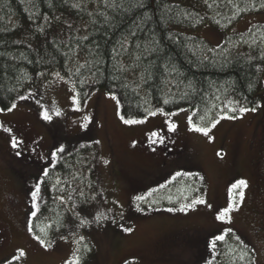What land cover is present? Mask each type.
Masks as SVG:
<instances>
[{"label":"rangeland","instance_id":"1","mask_svg":"<svg viewBox=\"0 0 264 264\" xmlns=\"http://www.w3.org/2000/svg\"><path fill=\"white\" fill-rule=\"evenodd\" d=\"M257 24H264V13L249 15L227 30L207 24L191 33L218 47L226 35L246 33ZM81 28L70 16L58 15L44 22L35 35L65 37ZM56 73L39 75L21 95L28 99L19 98L15 109L0 112V262H8L21 251L25 255L18 260L20 264H64L70 259L76 246L71 239L57 237L45 249L26 226L33 210L30 190L50 152L64 145L60 160L81 148H95L93 163L99 172L102 200L88 210L108 216L99 225L74 229L76 238L84 236L83 243L91 249L84 252L92 257L84 264H208L214 257L209 241L227 228L248 241L257 263L264 264V87L255 111L223 114L215 127H211L215 121L206 126L211 130L205 136L194 130L186 110L129 118L141 122L125 124L120 119L121 107L100 90L91 92L85 101L78 96L77 108L75 84ZM42 108L50 110V121L43 119ZM171 124L176 125L172 131ZM153 132L163 135L164 142L150 143ZM12 136L23 141L19 149L12 147ZM17 150L22 155L17 156ZM178 171L198 176L202 191L197 198L211 208L198 204L186 212L179 211L181 206L173 211L150 209L160 201L157 189L172 182ZM239 180H245L247 187L238 210L229 214L231 222L216 219L218 210L232 203V198L238 200L239 189L232 185ZM137 196L145 200L138 201ZM13 230L20 232L18 238L12 237Z\"/></svg>","mask_w":264,"mask_h":264},{"label":"trees","instance_id":"2","mask_svg":"<svg viewBox=\"0 0 264 264\" xmlns=\"http://www.w3.org/2000/svg\"><path fill=\"white\" fill-rule=\"evenodd\" d=\"M254 2L255 7L253 0H0V107L15 104L39 73L59 72L72 80L81 101L96 90L114 92L121 97L126 118H144L160 107L166 113L189 111L195 125L206 127L223 114H234L229 101H239L231 107L257 108L264 87V61L259 59L264 24L243 34L226 35L218 47L191 33L207 24L227 30L249 15L264 13L261 0ZM58 15L70 16L83 28L65 37L35 35L44 22ZM253 36L259 43L250 47ZM164 99L170 103L165 105ZM94 152L92 146L81 148L49 169L41 188L40 212L31 218L42 238L40 229L49 224L53 229L46 239L68 233L72 225L68 209L73 203L89 209L102 200ZM57 180L61 181L58 185ZM80 191L85 197H80ZM157 191L160 201L150 209H177L197 198L202 184L193 174L178 177ZM60 195L71 196L67 205L52 199ZM91 196L96 199L81 205L82 199ZM61 223L64 226L57 232ZM236 237L231 232L218 242L208 264H258L254 247ZM82 254L83 264L92 258Z\"/></svg>","mask_w":264,"mask_h":264},{"label":"snow or ice","instance_id":"3","mask_svg":"<svg viewBox=\"0 0 264 264\" xmlns=\"http://www.w3.org/2000/svg\"><path fill=\"white\" fill-rule=\"evenodd\" d=\"M21 2L23 3L24 0H21ZM205 3H208V0H205ZM213 3H215V0H213ZM228 3H232V0H228ZM74 7H79V5H73ZM212 4H208V7H212ZM253 7H255V2L253 0ZM261 8H264V0H261V3L259 5ZM27 11V9H25ZM246 10V9H245ZM45 19H48V17H45ZM217 23H219L217 21ZM69 27H71V25H69ZM41 31H43V29H41ZM132 35H135V33H132ZM261 41H264V36L261 37ZM244 43H249L248 40H243ZM257 43H259V41H257V39L255 38V36H253L251 44H249L250 47H252L253 45H256ZM123 47V45H121ZM237 45L235 43H233V47H236ZM137 47H139V45H137ZM191 51V49H189ZM209 51H215L214 49H210ZM228 49H224V52H228ZM195 55V53H193ZM208 57L205 56L204 59H207ZM137 59H139V57H137ZM254 59V58H252ZM259 59L261 61H264V49L261 50V55L259 57ZM167 67V66H165ZM175 70V69H173ZM259 70V69H258ZM41 76H43L44 74L41 72L39 73ZM56 75L59 77L60 74L59 72L56 73ZM61 79H63V77H60ZM113 79H116V77H113ZM167 83V82H165ZM189 87H191V82H189ZM73 91L75 92V89H73ZM85 96L88 95V93H84ZM108 95L111 99H113L114 101H116L118 107H122L121 105V97H118L114 92L109 91ZM187 95V93H185V96ZM79 93H77L76 95L73 96V102L74 104L77 106H79L80 104V100L78 99ZM21 100H26L29 97H25V96H20L19 97ZM217 99H219V97H217ZM37 104H40V100H36ZM163 103L165 105L169 104L170 101L168 99H164ZM239 101H229L228 102V107H230V110L232 112H236L239 111L241 113H246L248 111H255V108H247V107H239L238 109L236 107H231L232 104H238ZM16 104H11L10 106H6V108H0V112H4V111H12L13 109L16 108ZM183 110V109H180ZM43 111V119L44 120H51L52 119V115H50V110L48 108H42ZM157 113L161 114V115H169L171 114V112H164L163 108H156L155 111H153L151 113V115H156ZM57 116L61 115V113L59 111H57L55 113ZM127 115V111L124 110L123 114L120 115V119L123 121V123L125 124H136V123H140L141 121L138 119H129L126 118ZM228 118H235V117H228ZM85 119H89L88 117H85ZM201 119H203V117H201ZM189 120H192V117H189ZM219 121H215L211 127H215V124L218 123ZM85 127L87 125H84ZM0 127H2V125H0ZM176 127L175 124H171L169 127V130L172 131L174 130ZM192 127L194 128L195 131L197 132H201L203 133L205 136L208 135L209 131L211 130L209 127H202V126H197L195 124L192 125ZM5 132L11 133V129L10 128H4L3 129ZM150 143L155 144V143H163L164 142V136L157 133V132H153L150 136ZM94 143L99 144V141H94ZM11 144L12 147L14 149H19L20 146L23 144L22 140L17 139L15 136L11 137ZM83 147V145L81 146ZM66 151L65 146L64 145H58L55 149V151L50 152L49 156V160L47 161V164L44 168L41 169V173L42 175L37 177V182L33 185V188L30 190V199H31V204H32V211L30 212V219L27 222V231L29 233H32L33 238L35 240H37L39 242V244L44 247L45 249L51 247L54 243L53 240L51 239H46L49 236V231L53 229V225L49 224L46 225V227L41 228L40 232L44 234V237L42 238L41 235L36 234V232L34 231V227L31 223V218H36L37 214L40 212V203L44 201V197L42 195L41 192V188L42 185H45L46 183V178L49 177V168H55L57 167L56 163H53L52 161H57L59 162L61 155L64 154ZM16 155L20 156L22 155V153L17 150L16 151ZM105 163H107V161H105ZM190 175V173H186V172H176L173 176V180H175L177 177H181V176H188ZM61 181L57 180L56 181V185L60 184ZM56 185H53L52 188L53 190H55ZM88 187H91V184L88 185ZM247 187V182L245 180H239L237 181L235 184L232 185L233 189H239V191L237 192V197L238 200L234 197L232 198V203H230L227 207L223 208L222 210H218L217 215H216V219L221 220V221H225L227 219V222H231L230 220V212L234 211V210H238L239 204L242 203L243 198H244V191L243 189H245ZM80 197H85V193L83 191H80L79 193ZM52 199L54 201L58 200L59 204L61 205H67L68 201L71 200V196H69L67 199H65V197L63 195L60 196H53ZM96 199V196H91L90 199L85 198L81 200V205H88L91 201H94ZM171 200V198H169ZM136 200L138 201H142L145 200L144 196H137ZM198 204H206V201L202 198H195L192 199V201L190 203L184 204L179 208V211L181 212H186L189 209H194L196 207V205ZM206 206L208 208H211L212 205L211 204H206ZM79 209V210H78ZM138 210L142 211L143 209H140L138 207ZM68 211L71 213V217L69 218V223L74 225L73 229H69L68 233H59V239L64 240V241H69L71 239L72 243L74 245H76L71 253V257L70 259L66 260L64 262V264H82V259H83V254H82V248L84 252L87 251H91L90 248H88L87 244H84L83 241L85 240L84 236H79V238H76V234L74 229L75 228H81V227H90L92 224H101L104 220L108 219V216L102 212V211H89L86 207H81L79 205H76L75 203H73V206L71 208L68 209ZM168 211H173V209L169 208ZM91 215L93 218L91 220H89L87 217ZM122 215V214H121ZM114 219V218H113ZM63 220V217H61V221ZM64 226L63 223L59 224L56 226V231L59 232V228ZM125 232H130L132 231L131 228H124L123 229ZM233 230L231 228H227L225 230L222 231L221 234L219 235H213L212 239L209 241V247L212 249V251H215L217 248V243L218 242H223L225 241L226 237L228 236L229 233H231ZM237 240H239V236L236 237ZM82 246V247H81ZM25 254L23 251L20 252L19 256H13L11 259L8 260V264H13V260H19L21 257H23ZM241 259H244V255H241L240 257Z\"/></svg>","mask_w":264,"mask_h":264},{"label":"flooded vegetation","instance_id":"4","mask_svg":"<svg viewBox=\"0 0 264 264\" xmlns=\"http://www.w3.org/2000/svg\"><path fill=\"white\" fill-rule=\"evenodd\" d=\"M1 189H2V187H1V184H0V190ZM0 220H2L1 215H0ZM19 234H20V232L18 230H13L12 237L18 238Z\"/></svg>","mask_w":264,"mask_h":264}]
</instances>
